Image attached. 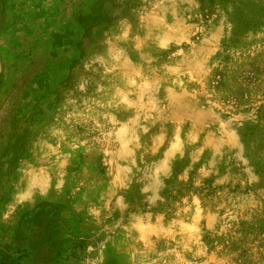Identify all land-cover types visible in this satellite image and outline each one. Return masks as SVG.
Wrapping results in <instances>:
<instances>
[{
    "label": "rangeland",
    "instance_id": "1",
    "mask_svg": "<svg viewBox=\"0 0 264 264\" xmlns=\"http://www.w3.org/2000/svg\"><path fill=\"white\" fill-rule=\"evenodd\" d=\"M0 264H264V0H0Z\"/></svg>",
    "mask_w": 264,
    "mask_h": 264
}]
</instances>
